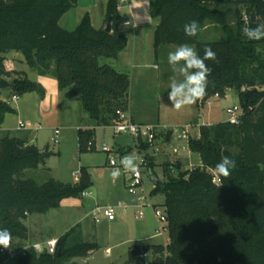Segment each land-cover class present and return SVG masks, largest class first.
Wrapping results in <instances>:
<instances>
[{
    "label": "trees",
    "instance_id": "trees-1",
    "mask_svg": "<svg viewBox=\"0 0 264 264\" xmlns=\"http://www.w3.org/2000/svg\"><path fill=\"white\" fill-rule=\"evenodd\" d=\"M77 3L0 0V80L11 74L5 55L20 52L40 74L56 77L68 97L79 96L95 126L110 127L124 122L121 114L129 110L131 76L102 59L118 58L128 36L116 28L122 18L117 0H109L106 9V23L112 17L111 32L94 27L88 13L76 29L63 27L62 17ZM240 4L255 13V22L252 15L249 21L244 19ZM152 13L160 19L154 36L156 53L163 45L181 44L195 45L200 56L205 47L216 53L218 63L206 61L212 71L198 107L234 89L243 115L239 123L203 125L199 136L188 139L189 149L198 153L202 165L183 170L176 161L164 164V179H157L152 195L165 196L169 244L134 245L130 260L143 264L141 254L153 248L152 264H264V40L249 41L242 33L245 26L264 23V0H152ZM193 19L199 22L200 31L189 38L183 25ZM210 25L221 36L201 40L202 31ZM8 82L7 89L18 97L40 91L27 75ZM3 90L0 126L8 113L15 112L12 98L2 99ZM78 134L80 152L89 151L95 130L79 129ZM139 140L140 148L148 151L150 144ZM131 148H121V152ZM51 154L15 136L0 139V228L9 230L11 245L17 248L29 239L25 222L29 215L47 213L65 198L81 197L92 186L86 167L81 168L75 184L53 177L40 183L30 177L31 171L50 172L44 165ZM225 156L234 159L237 167L228 178H217L215 165ZM149 162L154 175L150 157ZM71 236L72 229L61 235L54 253L30 248L17 264H78L77 258L88 257L99 248L88 242L72 244Z\"/></svg>",
    "mask_w": 264,
    "mask_h": 264
},
{
    "label": "rangeland",
    "instance_id": "rangeland-1",
    "mask_svg": "<svg viewBox=\"0 0 264 264\" xmlns=\"http://www.w3.org/2000/svg\"><path fill=\"white\" fill-rule=\"evenodd\" d=\"M107 2L108 0H96L95 7L91 8L96 22H99L104 17ZM119 8L121 10L119 12L123 17L125 7L120 6ZM84 9L86 8L81 7L73 13L77 14V16L85 14L86 12L83 13ZM239 9L248 17L253 13V11L249 10V6L245 4H240ZM221 34L220 30L215 29V25H210L202 31L201 40H216ZM178 46L163 45L159 49L157 64L160 66L162 80L165 83L161 88L164 93L163 96L146 102V108L149 111H158L160 107L161 121L165 124V128L172 133L171 142L164 138L166 143H160L161 146L159 145L158 148L157 144L161 140L160 136H158L154 146L147 151L148 159L149 157L152 158L154 165L153 170L155 173L153 176L159 180L164 179V164L166 161L176 160V162L181 164L183 170L193 169L202 165L198 153L192 152L188 147L189 136L195 137L199 130L198 126L191 124L194 117L198 115L196 105L177 111L170 105L168 100L171 80L174 77L177 79H181V77L174 72H170L173 70L167 63V56L170 51H174ZM189 46L196 49L195 45ZM15 75L21 76V73L9 74L4 79L7 81L11 80ZM12 95L11 92L9 99L12 98ZM26 97L32 100V96ZM11 100L14 101V99ZM19 102L22 105L21 118L24 116L23 119L26 122L27 129L35 131L37 125H42L43 128L38 131L40 146L44 151L52 153L46 163L47 167L51 169L50 172L40 171L36 173L31 171L29 176L40 183L46 181L49 177H53L63 183L75 184L80 179L81 168L87 167L92 183V186L87 191H92L91 195L65 198L59 207L51 209L47 213H33L28 216L26 222L30 228L32 244L43 242L51 237H59L72 229L70 243L88 242L99 246L92 255L77 258L76 262L78 264H130L133 262L130 260V251L134 245L164 243V238L157 236L155 233L156 224L153 217L150 222L151 217L149 215H152L151 210L145 209V216L143 218L137 217L138 209L135 207L137 196L130 194L128 191V174L123 173L122 170V175L115 182L110 175L113 168L116 167L109 166V158L119 159V154L116 151L119 150L121 152L120 144L132 147L136 141L132 135L115 133L112 127H98L95 129L93 146L89 147V151L81 153L79 134L76 127V121L82 116L81 108L76 107V105L68 108L65 105L61 107L57 105L56 110H61V112H56L55 108L45 109V112L40 113V117L37 119L34 112L36 107L33 103L27 104V100ZM238 103V94L234 89H230L225 97L213 96L210 106H207L208 112L203 117V121L209 122L211 125L227 122L229 120L227 108L238 105ZM138 106L145 109V105L142 102L138 103ZM199 108L202 109L204 107ZM41 117L44 118L42 119ZM7 121L10 124H14L17 119L15 116L10 115ZM56 130H59L57 141L55 140ZM184 130L188 131V136H184ZM138 142L140 143L139 139ZM105 143L114 152H105L103 150ZM174 147L177 148V153L174 152ZM156 149L159 151H156ZM154 153H156V157ZM154 184L150 171H146L144 174V187L147 193L150 194L151 201L161 205L165 201V196L163 194L151 195ZM122 203L131 207L127 212L118 209L116 221L107 219L95 221L91 215V210L96 205L118 206ZM144 252L147 256L144 258L143 264H152L154 257L153 248L146 249ZM134 263L138 264L137 262ZM9 264H17V259L12 260Z\"/></svg>",
    "mask_w": 264,
    "mask_h": 264
},
{
    "label": "crops",
    "instance_id": "crops-1",
    "mask_svg": "<svg viewBox=\"0 0 264 264\" xmlns=\"http://www.w3.org/2000/svg\"><path fill=\"white\" fill-rule=\"evenodd\" d=\"M129 3H130V9L125 7L124 9L125 14L121 18L120 22L116 27L119 33L128 36L127 46L120 52L118 58L102 59V62L110 63L117 70L128 73L131 76V95H130V106L128 110V115L136 123L154 124L159 127L160 129L159 136L161 138V140H159V143L157 144V147L159 148L160 143H166V140H164V138L165 139L167 138L168 142L172 141V133L170 130H167L165 128V124H163V122L161 121L160 107L158 111H154V112L151 110L149 111L146 108V102H149L150 100H153V98L156 97L159 98L163 96L164 93L161 88L165 85V83L162 80V72L160 71V66L158 70L153 69L152 67L153 64L158 63V59H159L158 52L156 53V48L154 45V36H155L156 27L160 19L154 17L152 13V0H130ZM95 4H96V0H78L77 5L74 8L70 9L66 14H64V16L60 21L61 25L64 24L63 27L72 31L76 29L82 17L88 13L91 16L92 24L94 25V27H96L97 29L104 28L106 25V21H105L106 12L104 13V17L101 18L99 22H96L94 12L91 9L95 7ZM81 7L86 8L83 10L84 11L83 13L86 12L85 14L82 15L80 14L77 16V14L73 13ZM106 9H107V5H106ZM119 11L121 12L120 9ZM126 19L130 20L131 24L125 25L123 22ZM5 66H6V70L11 74L15 72L21 73V76L15 75V77H24L25 75H27L31 80L37 82L40 91L28 92L24 94V96H20L18 97V99L11 101V105L14 107L15 112L8 113L6 115L4 123L0 126V139L8 134L11 136L18 137L22 140H25L29 144H34L41 151H44V149L40 146V140L38 134V131H40L43 128L42 125L40 124L37 125L35 127V131L32 129H27V127L22 129L19 128V122L20 121L25 122V120L23 119L24 116H22L21 118L22 105L19 102L24 100H27V104L33 103V105H35L36 108L34 112H35V116H37V119L40 117V113L45 112L44 111L45 109L55 108L56 112H61V110H56L57 105L59 107L65 105L66 108L71 107L72 105H76V107L81 108V114H82L81 118L76 121L77 123L76 127L78 131L79 129L95 130L98 127L106 128L104 126H95V123L92 121L89 115L84 111L82 106V99L79 96L68 97L67 90H60L58 80L56 79V77H54L52 74H40L36 68H32L28 65L25 56L20 52L12 51L8 53L5 59ZM170 72L173 73V71ZM9 94H11V90L7 88L4 89L2 92V99L4 100L8 99ZM26 96H32L31 97L32 100L27 99ZM140 102L144 103L145 109H142L141 106H138V103ZM210 103H211V99L205 104L204 108L202 109L198 107V102L195 104L198 109V115L197 117H194L191 123L199 127L198 133L196 134L195 137L199 136L201 126L211 125V123L203 121V117L208 112L207 106H210ZM10 115L16 117L17 119L16 123L10 124L7 121V118ZM38 126H41V128H37ZM190 137L192 136H189V138ZM129 146L130 145L120 144L121 148H126ZM174 149L177 148L174 147ZM156 151L159 150L156 149ZM156 153H154L155 157H156L155 155ZM172 161H176V160H172ZM46 163L44 167L51 170L49 167H47ZM155 164H156V160H155ZM40 171L41 169L35 172L37 173ZM150 175L153 177L155 183V179L158 178L154 177L151 171H150ZM87 191L88 190H86V192ZM88 194L91 195L92 191L87 192L86 195ZM95 207H97V205ZM95 207H93L92 210ZM149 216L151 217L150 219L151 222L153 216L152 215ZM26 225L28 226L27 222ZM144 225L146 226V224ZM28 229H29V239L28 241L25 242V245L28 244L32 245L33 242L31 239V232L29 226ZM59 237L56 236V237H51L49 239H53V238L58 239ZM43 242H36V243H43Z\"/></svg>",
    "mask_w": 264,
    "mask_h": 264
},
{
    "label": "built area",
    "instance_id": "built-area-1",
    "mask_svg": "<svg viewBox=\"0 0 264 264\" xmlns=\"http://www.w3.org/2000/svg\"><path fill=\"white\" fill-rule=\"evenodd\" d=\"M118 1V9L120 6H124L130 9V0H117ZM244 19L249 21L250 17L244 15ZM125 25L131 24V21L126 19L123 22ZM215 96L219 97L218 94ZM12 99H18L17 95H13ZM227 113L229 114V122L231 123H239L241 117L243 115V110L238 103V105H234L227 108ZM121 118L124 119V122L114 124L111 127L115 130V133H128L135 138L134 145L132 146L131 150L126 153L116 152L119 154V159L116 160L113 157L109 158V165L111 167H121L120 161L123 156L135 152L139 157V168L136 173H127V188L130 194L137 196V204L135 207L138 209L137 217L143 218L145 216V209L151 210L152 216L155 220V233L157 236H162L164 238V247H167L169 244V219L167 214V209L163 204L159 205L157 203H153L151 201L150 194L147 193L144 187V174L146 171H150L149 169V159H148V152L142 150L140 148V143L138 139L141 138L144 141H147L150 144V148H152L157 141V137L159 135L160 129L157 125L154 124H141L134 122L131 117L128 115V112H123L121 114ZM27 125L24 121L19 122V128H26ZM37 128H41L38 126ZM165 131V130H164ZM59 136V130L55 131V140L57 141ZM184 136H188V131L184 130ZM138 142V143H136ZM139 144V145H138ZM103 150L105 152H114L112 148H110L106 143L104 144ZM175 152H178L177 149H174ZM175 162V161H172ZM155 187V184H154ZM152 193V192H151ZM87 192H83L82 195H86ZM152 195V194H151ZM131 206L128 204H120L118 206L115 205H106V206H97L91 211V215L96 221L107 219L109 221L117 220V210L122 209L123 212L129 210ZM58 239H48L43 243H34L28 244L21 248H17L13 245H10L9 248H0V264H9L14 259H18L21 255L25 254L30 248H33L38 253L42 252H49L54 253L57 248ZM147 254L144 252L141 254V257L144 259L146 258ZM130 264H135L134 262Z\"/></svg>",
    "mask_w": 264,
    "mask_h": 264
},
{
    "label": "clouds",
    "instance_id": "clouds-1",
    "mask_svg": "<svg viewBox=\"0 0 264 264\" xmlns=\"http://www.w3.org/2000/svg\"><path fill=\"white\" fill-rule=\"evenodd\" d=\"M185 36L194 38L200 31V24L193 19L183 25ZM243 35L249 41L264 40V23H257L255 27L245 26L242 29ZM218 63L216 53L205 47L203 56L198 55L197 50L188 44H181L170 51L167 56V63L174 73L181 79L173 78L170 83L168 100L170 105L177 111L191 107L206 95L208 77L212 69L206 61ZM153 69H159L158 64L152 65ZM121 167L113 168L111 178L115 182L123 173H136L139 168V157L133 152L122 157ZM237 167L236 161L225 156L215 165L214 173L217 178H228L231 171ZM12 236L8 229L0 228V247L9 248Z\"/></svg>",
    "mask_w": 264,
    "mask_h": 264
},
{
    "label": "water",
    "instance_id": "water-1",
    "mask_svg": "<svg viewBox=\"0 0 264 264\" xmlns=\"http://www.w3.org/2000/svg\"><path fill=\"white\" fill-rule=\"evenodd\" d=\"M251 21H252V22H255V21H256V15H255L254 12L252 13ZM105 30H106V31H109V32H111V31L113 30V22H112V17H111V16L109 17V19H108V21H107V23H106ZM9 86H10V84H9V82H8L6 79L2 78V79L0 80V88H1V89H6V88H8ZM157 181H158V180L155 179V183H156Z\"/></svg>",
    "mask_w": 264,
    "mask_h": 264
}]
</instances>
